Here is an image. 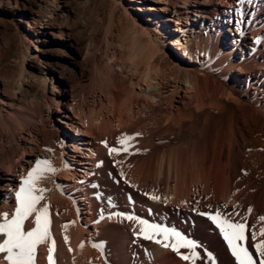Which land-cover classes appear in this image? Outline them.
I'll return each instance as SVG.
<instances>
[{
	"label": "bare ground",
	"instance_id": "bare-ground-1",
	"mask_svg": "<svg viewBox=\"0 0 264 264\" xmlns=\"http://www.w3.org/2000/svg\"><path fill=\"white\" fill-rule=\"evenodd\" d=\"M53 1V7L30 8L26 29L17 31L24 57L17 76L5 72L0 47V150L7 153L0 159V220L4 212L11 218L15 194L35 161L47 159L58 169L39 185L48 189L41 204L49 205L55 264H183L170 247L155 243L162 236L145 240L137 221L126 218L143 201L152 208L181 205L184 213L219 211L234 222L247 215L248 238L240 243L259 264L253 245L264 240L258 219L264 216V0H111L98 45L71 33L70 18L84 14L78 4L62 0L65 14ZM20 4L0 0V10ZM53 40L64 61L60 79L71 82L88 66L97 73L102 86L90 104L73 87L72 99L58 109L68 90L67 83L59 88L53 82L57 70L38 63L34 72L25 71L26 62L39 59L38 44ZM35 103L40 119L27 117L41 128L27 137L17 114ZM49 103L70 132L48 135ZM156 133L175 136L178 146L160 159L153 151L147 164L131 168L126 153ZM128 136L134 139L125 140L127 151L110 153ZM108 185L116 189L114 202ZM140 219L163 226L149 210ZM195 219L207 227L204 240L227 249L210 219ZM30 224L31 218L26 229ZM51 246H38L37 264H50ZM0 264H6L4 254Z\"/></svg>",
	"mask_w": 264,
	"mask_h": 264
},
{
	"label": "rangeland",
	"instance_id": "rangeland-1",
	"mask_svg": "<svg viewBox=\"0 0 264 264\" xmlns=\"http://www.w3.org/2000/svg\"><path fill=\"white\" fill-rule=\"evenodd\" d=\"M20 1L21 4L19 6V9L12 10L10 8V5L7 6L1 5V10H0V47L3 46L2 55L5 57L4 70L6 73H8V75L11 76L12 75L17 76L18 71L21 70L22 64L24 62L23 51H22L23 48L18 42L16 34L18 30L23 31L27 27V21L29 19L26 14L27 11H29V9L32 7L36 9L37 8L36 4H40V3L50 7L56 5L53 0H20ZM67 1L72 2L73 6H76L78 4L80 8L84 10V14H82L81 17L72 16L70 18L68 26L71 30V33L73 35H76V37L81 41L91 42L96 45H98V43L100 44L104 39V35L106 31L105 29L107 27V24L109 23V14H110L109 12L111 10L112 1L111 0H67ZM57 2L61 6L59 13L63 12L66 14L64 2H62V0H57ZM205 8L211 10V6H205ZM88 16H90L92 22L88 20ZM53 41L51 42L41 41V43L38 44L39 51L37 53L39 54V59L26 62L24 65L25 71L27 73L34 72L35 69H33L34 68L33 66H37L38 63H41L42 65L49 67L51 69H55V71L57 70L56 71L57 76H55L53 82L59 88H64L62 87V85L67 83L66 87L68 90V92L66 93L64 92L61 96H59L60 101L56 105L58 109H63L65 107V104L72 99L73 87L74 89H77L81 101L90 104L93 98L96 96V94L97 95L99 94L102 86L98 79L97 73L92 67L88 66L85 67L82 70V72L79 70V76L74 80H72L71 82H67L65 79H60L61 77L59 74L60 66L58 65V63H63L64 61L61 58L62 52H60V44L55 42L56 40ZM73 61L74 59L70 58L69 60L70 64L68 65L70 68L74 66L72 64ZM48 89H50V83L48 85ZM39 93L42 94V91H39ZM28 99H30V96H28ZM34 105L31 106L30 104H28L30 111L29 109H27L26 106V108L23 109L22 113L20 112L21 114L20 113L17 114V119H18L17 126L19 129L24 131L23 134L27 137H28L27 133L31 131L32 132L35 131L34 133H38L39 130L37 129L41 128L40 125L37 128L36 127L37 123L32 118L27 117L28 115L29 116L31 115V117H33L34 119L35 118L37 120L40 119L39 107L36 103ZM42 107L44 108V106ZM54 107L55 105L53 103H49V109L53 111L52 112L53 115L51 119L45 121V128L47 130L48 135H50L51 133L54 134L61 133L62 135H64L65 131L68 132L69 130L65 128V125L61 124L58 121L60 114L56 113ZM39 134H41V137L45 136V134L42 132L41 133L39 132ZM162 136L163 135L156 133L150 138L145 137V139L141 141L136 148H133L128 153H126L128 156L132 158L129 166H131V168H135L139 164L143 166V164H147L151 160L152 156L150 155H152L151 153H153V151L159 153L158 159H160L163 153L171 150V148L173 149L176 146H178V141L176 140L175 136H168V135L163 137ZM11 142H12L11 146H13L14 145L13 141ZM49 144L52 145L51 143ZM6 155H7L6 152L0 150V159L4 158V156L6 157ZM115 190L116 189L113 186L110 187V185H108L107 187V191L109 192L108 195L111 197L113 202H114L113 199L116 196ZM138 190L140 193H143L144 187L141 188L138 187ZM143 202L140 207L141 209L139 210L140 213L136 212L137 210L134 209L132 210V213H130L129 215L142 218V213H144V211L148 212L149 210V212H151L152 214L154 213L158 218L162 220L163 222L162 224L164 227L175 228L176 230L180 231L182 234L186 235L189 239H193L197 241L200 247H198L195 251L200 253V257L195 260V264H238L236 263L234 258H232L233 255L231 253V249L227 245H226L227 249H225L219 244L215 245L202 238V235L205 236L206 234L204 230H206L207 227L204 224H201L200 226H196L195 218L201 217L202 219L203 217L204 219H209L206 218L207 216H201L200 214L189 211L184 213L183 207L181 205H171L168 203L154 204V207L152 208L149 207L147 203L146 206L145 202L144 203ZM142 206L145 209H143ZM191 251L192 250L190 249L180 250L179 257L183 264H193V261L191 259L185 261L181 258L182 255H191ZM208 252L212 253L214 259L208 258L207 256Z\"/></svg>",
	"mask_w": 264,
	"mask_h": 264
},
{
	"label": "snow or ice",
	"instance_id": "snow-or-ice-1",
	"mask_svg": "<svg viewBox=\"0 0 264 264\" xmlns=\"http://www.w3.org/2000/svg\"><path fill=\"white\" fill-rule=\"evenodd\" d=\"M139 135V134H137ZM134 137H123L120 139L121 149L111 148L110 153L120 150L127 151L129 145L125 140H132ZM106 143V142H105ZM49 152L53 151L48 149ZM58 169L54 168L51 162L47 159H39L35 161L34 167L28 174L22 178L19 190L15 194V209L11 214L8 212L2 213L0 220V237L3 242L0 243V254H4L6 264H37L38 246L44 245L51 241L49 254L47 256L50 264H55L53 253L55 251V240L51 236L50 231V213L49 205L41 204L44 200V193L48 189L40 187V182L46 178L47 173L55 174ZM93 187H96L93 185ZM152 199H158L152 197ZM253 209L249 207L247 213L251 214ZM201 216H207L216 228L219 229L227 246L231 249L232 255L238 261V264H257L253 258V253L243 243L248 238L246 230L249 229L247 224L248 216L245 215L241 220L233 221L228 216H222L221 212L217 211L214 215L206 212L199 213ZM123 215V214H121ZM230 215L238 216L239 213H231ZM31 218V224L26 229L25 225ZM128 220H135L141 226L137 235H142L145 240L152 241L157 236H162V239H155V243L163 244L165 248H171L173 252L180 254L181 249H190L191 255H182L185 261L195 260L200 257V253L195 250L200 247L197 241L189 239L175 228L161 226L160 224H150L147 220L140 219L136 216L128 215ZM264 221V216L258 218ZM34 225V226H32ZM257 233L251 231V237L255 240ZM259 235L264 236V227L260 228ZM69 238L65 237L67 241ZM168 241V242H166ZM83 244L80 245L83 248ZM93 247H101L93 244ZM255 251L259 255V264H264V240L253 245ZM71 250V249H69ZM209 259H214L211 252L207 253Z\"/></svg>",
	"mask_w": 264,
	"mask_h": 264
}]
</instances>
